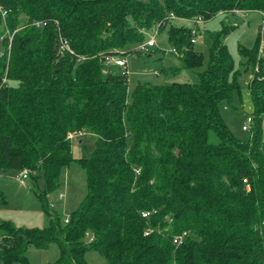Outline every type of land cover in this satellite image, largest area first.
<instances>
[{"label": "trees", "instance_id": "obj_1", "mask_svg": "<svg viewBox=\"0 0 264 264\" xmlns=\"http://www.w3.org/2000/svg\"><path fill=\"white\" fill-rule=\"evenodd\" d=\"M0 8V171L26 169L36 187L41 173L36 191L49 218L31 228L0 220V260L26 263L30 245L58 242L59 264H90L89 247L106 264H264L260 46L240 47L252 66L248 141L220 109L239 89L225 42L233 24L212 35L195 82H138L129 99L127 72L105 71L107 55L135 50L153 25L168 28L183 67L195 70L204 54L185 21L264 12V0H0ZM86 132L95 150L74 157L72 136ZM73 160L86 170V194L63 223L48 195Z\"/></svg>", "mask_w": 264, "mask_h": 264}, {"label": "rangeland", "instance_id": "obj_2", "mask_svg": "<svg viewBox=\"0 0 264 264\" xmlns=\"http://www.w3.org/2000/svg\"><path fill=\"white\" fill-rule=\"evenodd\" d=\"M263 15L260 11L252 12H220L210 19L200 20L193 23L185 21L197 28L195 36V47L204 54V63L195 70H188L183 67L181 59L173 51V46L168 40V28L162 27L154 36L155 44L146 49H139L151 39L157 29L156 25L143 29V40L132 43L131 48L125 54H121L127 61L126 67L111 63L105 66V71L122 72L128 74V95L129 99L135 90L138 82L154 84H170L172 82L198 80L197 71L206 67L209 59V50L212 45V35L220 32L225 24H233V29L227 34L225 42L232 56L234 63L233 76L239 83L231 99H225L220 104L222 117L230 127L233 134L240 141H248L251 137L254 121L248 122L249 116L253 117V102L248 89V82L252 77V66L247 58L240 52V47L252 49L259 45L258 51L264 47V24ZM26 18L21 16L20 21L24 23ZM181 21V20H179ZM259 25L262 28H259ZM126 47L124 50L130 49ZM4 45L0 41V55ZM119 55V56H121ZM264 63V60H263ZM247 124L248 129H243ZM262 132L264 140V113L262 114ZM82 139L81 143L79 139ZM96 135L83 133L72 138V153L74 157H88L96 147ZM20 171H0V190L6 196V202L0 203V220L10 221L16 226L22 227H43L49 218L37 195V189L42 190L45 186L43 175L40 173L35 186L31 178L27 177L26 183L22 184L17 180ZM37 188V189H36ZM86 194V170L76 160L65 166L61 174V186L48 195L49 207L58 212L64 223L71 213L78 207ZM86 240H89L87 236ZM26 254V263L13 262L9 264H59L60 246L58 242H52L48 247L30 245ZM85 258L90 264H106L107 259L100 252L93 248L85 251ZM0 264H6L0 260Z\"/></svg>", "mask_w": 264, "mask_h": 264}, {"label": "built area", "instance_id": "obj_3", "mask_svg": "<svg viewBox=\"0 0 264 264\" xmlns=\"http://www.w3.org/2000/svg\"><path fill=\"white\" fill-rule=\"evenodd\" d=\"M0 10L2 11V14L4 15L5 14V11L3 9H1V8H0ZM260 13L263 15L262 22L264 24V12L263 11H260ZM169 17H171V18H177V16L173 12H170L169 13ZM200 20H202V19H200V18H192V19H190V21H192L194 23H198ZM35 23H36L37 26H41V25L45 24L46 22L36 21ZM158 32H159V28H157L155 30V33H154V35L152 36L151 39H148V41L146 43H144V44H140L138 46V48L139 49H146V47H148V46H153L155 44L154 36ZM197 33H198L197 28L195 26H193V28H192V35H193L192 41H195V36L197 35ZM8 34H9V38L11 40L13 34L12 33H9V32H8ZM62 42H63V45L65 47L69 48V44H68L67 40H62ZM173 50H174V48H173ZM260 55L261 56H264V47H261V49H260ZM106 62L108 64L115 63L116 65L122 66L124 68L126 67V63H127V61H126V59L124 57H120V56L112 55V54L107 55ZM247 121L248 122H251L252 121V117L249 116L248 119H247ZM243 129H248L247 124H244L243 125ZM18 176H19L18 179L23 182L28 177V171L26 169L21 170L19 172ZM148 214H149L148 211L147 212H143V215H145V216L148 215ZM182 238H183L182 236H177V238L175 239V241L176 242H181Z\"/></svg>", "mask_w": 264, "mask_h": 264}, {"label": "crops", "instance_id": "obj_4", "mask_svg": "<svg viewBox=\"0 0 264 264\" xmlns=\"http://www.w3.org/2000/svg\"><path fill=\"white\" fill-rule=\"evenodd\" d=\"M261 28H262V26H261ZM75 136H76V135H73L72 138H75ZM81 141H82V139L80 138V139H79V142L81 143ZM17 180L20 181L18 178H17ZM20 182H21L22 184H25V183H26V180L23 181V182H22V181H20Z\"/></svg>", "mask_w": 264, "mask_h": 264}, {"label": "water", "instance_id": "obj_5", "mask_svg": "<svg viewBox=\"0 0 264 264\" xmlns=\"http://www.w3.org/2000/svg\"><path fill=\"white\" fill-rule=\"evenodd\" d=\"M259 28H261V25H259Z\"/></svg>", "mask_w": 264, "mask_h": 264}]
</instances>
